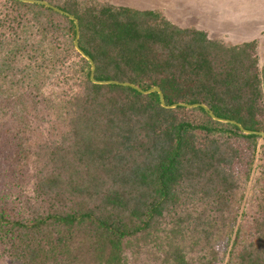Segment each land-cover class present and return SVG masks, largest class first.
<instances>
[{
  "label": "trees",
  "instance_id": "1",
  "mask_svg": "<svg viewBox=\"0 0 264 264\" xmlns=\"http://www.w3.org/2000/svg\"><path fill=\"white\" fill-rule=\"evenodd\" d=\"M40 1L76 18L79 48L94 62L96 81L159 88L166 106L156 92L93 83L90 62L75 49L71 18L0 0V105L11 110L12 162L44 165L31 189L19 186L26 217L0 213V242L10 258L264 264V174L253 212L239 223L264 137L216 121L201 106L167 108L203 105L264 133L257 42L228 46L159 11Z\"/></svg>",
  "mask_w": 264,
  "mask_h": 264
},
{
  "label": "rangeland",
  "instance_id": "2",
  "mask_svg": "<svg viewBox=\"0 0 264 264\" xmlns=\"http://www.w3.org/2000/svg\"><path fill=\"white\" fill-rule=\"evenodd\" d=\"M97 1L141 11H159L176 26L203 31L210 39L221 41L228 46L255 41L258 45L260 65L262 64L264 58V0ZM0 106H2V113H0V213L7 214L11 219H18L26 217L25 193L21 192L19 186L25 189L29 186L28 189H31L33 186L29 184L31 177L35 178V174L44 165L40 163L39 169L31 164L23 168L12 162L14 127L13 120L9 117L11 110L3 105ZM35 107L29 102V107L26 109L27 116L31 118L36 116ZM259 144L252 179L247 185L242 204L244 214L242 212L239 223L245 222L246 217L253 212V200L258 190L256 182L264 174V140H259ZM0 264H20L10 258L8 247L1 242Z\"/></svg>",
  "mask_w": 264,
  "mask_h": 264
},
{
  "label": "water",
  "instance_id": "3",
  "mask_svg": "<svg viewBox=\"0 0 264 264\" xmlns=\"http://www.w3.org/2000/svg\"><path fill=\"white\" fill-rule=\"evenodd\" d=\"M16 1H19V2H22V3H27V4H36V5H42V6H45V7H48L60 14H63L69 18H71L72 20H74L75 22V25H76V29H77V35H76V41H75V47L77 49V51L86 59L90 62L91 66H92V70H91V80L93 83L95 84H99V85H109V84H114V85H121V86H125V87H130V88H133L135 90H137L138 92L142 93V94H150V93H158L159 96H160V100H161V104L162 106H166L165 105V102H164V95L162 93V91L159 89V88H153L149 91H144L142 90L141 88L133 85V84H130V83H120V82H117V81H96L95 78H94V72H95V69H96V66L94 64V62L92 61V59L87 56L80 48H79V26H78V21L76 20V18L68 13H65L64 11L50 5L49 3L45 2V1H40V0H16ZM178 106H182V107H187V108H195V107H203L207 112H209L210 116L216 120V121H220V122H225V123H232V124H235L237 125L243 132H245L246 134H255V135H259V136H262L264 137V133L262 132H252V131H247L245 129H243V127L241 125H239L238 123L234 122V121H227V120H223V119H219L217 118L211 111L208 107L206 106H203V105H187V104H177V105H173V106H169L167 108H176Z\"/></svg>",
  "mask_w": 264,
  "mask_h": 264
}]
</instances>
